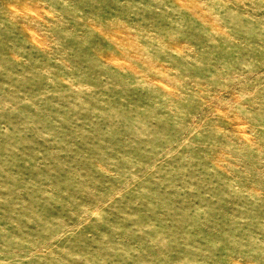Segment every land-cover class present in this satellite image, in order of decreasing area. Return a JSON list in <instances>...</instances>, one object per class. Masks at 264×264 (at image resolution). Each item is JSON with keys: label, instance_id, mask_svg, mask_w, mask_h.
<instances>
[{"label": "rangeland", "instance_id": "1", "mask_svg": "<svg viewBox=\"0 0 264 264\" xmlns=\"http://www.w3.org/2000/svg\"><path fill=\"white\" fill-rule=\"evenodd\" d=\"M0 264H264V0H0Z\"/></svg>", "mask_w": 264, "mask_h": 264}]
</instances>
